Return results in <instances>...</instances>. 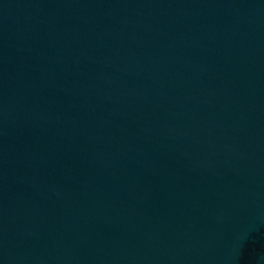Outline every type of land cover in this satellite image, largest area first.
Listing matches in <instances>:
<instances>
[{
    "label": "water",
    "instance_id": "obj_1",
    "mask_svg": "<svg viewBox=\"0 0 264 264\" xmlns=\"http://www.w3.org/2000/svg\"><path fill=\"white\" fill-rule=\"evenodd\" d=\"M0 264H264V0H0Z\"/></svg>",
    "mask_w": 264,
    "mask_h": 264
}]
</instances>
